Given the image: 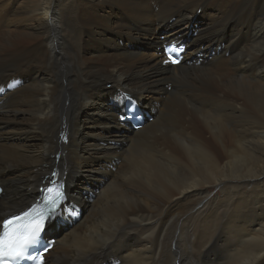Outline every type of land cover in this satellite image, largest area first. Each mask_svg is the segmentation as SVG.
Instances as JSON below:
<instances>
[{
    "label": "bare ground",
    "instance_id": "1",
    "mask_svg": "<svg viewBox=\"0 0 264 264\" xmlns=\"http://www.w3.org/2000/svg\"><path fill=\"white\" fill-rule=\"evenodd\" d=\"M0 180L44 264H264V0H0Z\"/></svg>",
    "mask_w": 264,
    "mask_h": 264
},
{
    "label": "snow or ice",
    "instance_id": "2",
    "mask_svg": "<svg viewBox=\"0 0 264 264\" xmlns=\"http://www.w3.org/2000/svg\"><path fill=\"white\" fill-rule=\"evenodd\" d=\"M178 62L172 59V63ZM57 199L58 197L45 201L44 208L33 206L21 214H13L3 220L0 224V264H19L23 260L44 264L43 255L48 249L45 246L40 251L38 246L41 245V234L46 222L59 206Z\"/></svg>",
    "mask_w": 264,
    "mask_h": 264
},
{
    "label": "rangeland",
    "instance_id": "3",
    "mask_svg": "<svg viewBox=\"0 0 264 264\" xmlns=\"http://www.w3.org/2000/svg\"><path fill=\"white\" fill-rule=\"evenodd\" d=\"M199 15H200V14H199V12H198L197 17H198ZM123 16H126V14L124 13ZM197 17H196V18H197ZM196 18H195V22H197V19H196ZM196 29H198V28H196ZM193 34H194V35H193ZM195 35H196V32H195V29H194V30L191 32V34H190V38H191V37L194 38ZM125 44L128 45L127 42H125ZM132 46H134V44H133V45H130L129 47L132 48ZM138 49H139L140 53H143L144 55H145V54L147 55V54H149V53L155 51V50H154V49H155L154 46L152 47V49L145 48V47H139ZM108 88H111V87L109 86ZM118 93H119V95H122V94H123V93L121 94V92H118ZM124 96L126 97V96H130V95L125 94ZM121 97H122V96H121ZM130 97H131V96H130ZM132 99H133V98H132ZM135 100H136V99H135ZM151 118H152V117H150V115H149V120H152ZM131 129L134 130V128H133L132 125H131ZM134 131H135V130H134ZM95 188H96V186L93 188V190H94V191H97L98 189L96 188L97 190H95ZM47 237H49L50 240H55V239H56V236H50V235H48Z\"/></svg>",
    "mask_w": 264,
    "mask_h": 264
}]
</instances>
